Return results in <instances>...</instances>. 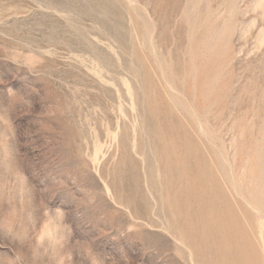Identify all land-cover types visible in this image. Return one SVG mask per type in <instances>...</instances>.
<instances>
[{"label": "rangeland", "instance_id": "1", "mask_svg": "<svg viewBox=\"0 0 264 264\" xmlns=\"http://www.w3.org/2000/svg\"><path fill=\"white\" fill-rule=\"evenodd\" d=\"M249 263L264 0H0V264Z\"/></svg>", "mask_w": 264, "mask_h": 264}, {"label": "bare ground", "instance_id": "2", "mask_svg": "<svg viewBox=\"0 0 264 264\" xmlns=\"http://www.w3.org/2000/svg\"><path fill=\"white\" fill-rule=\"evenodd\" d=\"M174 165V164H173ZM183 169V168H182ZM167 171V170H166ZM171 173V172H170ZM192 176V175H191ZM194 178V177H193ZM172 183V182H171ZM177 183V182H176ZM183 183V182H182ZM174 184V183H173ZM175 185V184H174ZM183 185H184V183H183ZM197 186V185H196ZM199 187V186H198ZM209 187H211V186H209ZM196 189V188H195ZM220 189V188H219ZM178 191V190H177ZM215 192V191H214ZM222 193V192H221ZM223 200V199H222ZM224 200H225V197H224ZM217 212V211H216ZM177 220V219H176ZM230 228V227H229ZM195 230V229H194ZM230 232H231V230H230ZM251 232V231H250ZM207 233V232H206ZM218 234H220V233H218ZM221 235V234H220ZM242 236V235H241ZM178 237V236H177ZM231 237V236H230ZM181 240V239H180ZM193 240V239H192ZM196 240H198V239H196ZM247 240V239H246ZM185 241V240H184ZM183 241V242H184ZM182 243V242H181ZM201 243H202V241H201ZM242 243V242H241ZM245 243V242H244ZM199 244H200V242H199ZM256 257V256H255ZM246 258V257H245ZM248 260V259H247ZM236 262V261H235ZM200 263V262H199ZM250 264V263H249Z\"/></svg>", "mask_w": 264, "mask_h": 264}]
</instances>
